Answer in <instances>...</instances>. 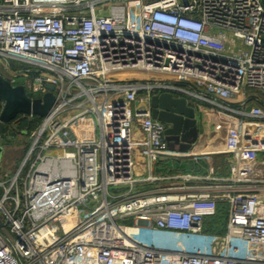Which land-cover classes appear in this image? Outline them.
Segmentation results:
<instances>
[{"label": "built area", "instance_id": "obj_1", "mask_svg": "<svg viewBox=\"0 0 264 264\" xmlns=\"http://www.w3.org/2000/svg\"><path fill=\"white\" fill-rule=\"evenodd\" d=\"M263 37L262 0H0L1 73L57 102L0 177V264H264V163L245 124L229 129V178L162 184L151 107L170 93L263 123L248 96L264 97ZM219 205L226 232L209 234Z\"/></svg>", "mask_w": 264, "mask_h": 264}, {"label": "crops", "instance_id": "obj_2", "mask_svg": "<svg viewBox=\"0 0 264 264\" xmlns=\"http://www.w3.org/2000/svg\"><path fill=\"white\" fill-rule=\"evenodd\" d=\"M187 99L190 105H194L198 109L200 137L188 152H180L178 146H174L168 149L170 155L159 157L152 167V174L158 177L171 178L169 181L161 182L162 184L174 185V183L183 182V177L185 176L229 178L231 174L229 172L230 164L236 161V156L234 153H228L225 150L226 133L230 127L238 126L241 123L245 124L242 127V132L247 138L255 139V143L259 147L257 150L250 151L248 157H252L255 163H259L255 159L254 153L264 154V122L258 123L256 120L238 116L191 97ZM242 99V96H238V100ZM233 106L238 107L237 104H233ZM210 109H212L213 114L210 113ZM223 115L227 118H232H229L228 125L222 121ZM216 118L220 121L218 122ZM136 173L139 176L141 175L140 177H146V167L139 165ZM138 185L145 187V190L155 186V184Z\"/></svg>", "mask_w": 264, "mask_h": 264}, {"label": "water", "instance_id": "obj_3", "mask_svg": "<svg viewBox=\"0 0 264 264\" xmlns=\"http://www.w3.org/2000/svg\"><path fill=\"white\" fill-rule=\"evenodd\" d=\"M264 5V0H262ZM264 40V37H263ZM43 96L29 94L26 85L13 86L0 72V123L9 124L19 115L44 118L56 106V98L51 93L54 86L48 85ZM152 117L165 123V137L168 147L178 146L180 152H188L197 143L199 135L198 109L190 105L186 97L170 93L154 94L151 98ZM3 147L0 146V159ZM1 163V160H0Z\"/></svg>", "mask_w": 264, "mask_h": 264}, {"label": "rangeland", "instance_id": "obj_4", "mask_svg": "<svg viewBox=\"0 0 264 264\" xmlns=\"http://www.w3.org/2000/svg\"><path fill=\"white\" fill-rule=\"evenodd\" d=\"M0 72H1V70H0ZM5 76L9 77L8 75H5ZM16 79H17V82L19 83V85L20 84L26 85L29 94H33L32 84H30V80H28L25 76L17 77ZM137 80H144V79L140 78ZM40 94L41 93H35L36 96H40ZM210 113L213 114L212 109H210ZM73 114L74 113H72V112L61 113L60 116L58 117V121L65 122V120L70 118ZM229 118L232 119L231 117H229ZM229 118H227L225 115H223L222 121H224L225 124L228 125ZM217 121H218V119H217ZM217 124L220 126L219 123H217ZM230 128H232V127H230ZM229 129H228V132L226 133V140L229 137V134H228ZM224 130H226V129H224ZM27 142L28 141H27V137L25 136V134L19 135L18 137H15V138H4V139L0 140V145L3 146V154H2L1 159H0L1 160V163H0V177L1 178H3V179L10 178L15 174L18 165L22 162V157H23L25 147L27 146ZM225 143H226V141H225ZM254 157L259 163H264V154L254 153ZM153 188H156V185ZM153 188H149V189H153ZM144 190H145V187H141L139 185L135 188V192L144 191ZM224 210L226 211L225 215H224L226 217V215H228L227 206H224ZM225 217L223 220H221V222H222L221 224L226 231L225 226H226L227 218L225 219ZM128 224H131V222L129 221ZM220 228H219V231H220Z\"/></svg>", "mask_w": 264, "mask_h": 264}, {"label": "trees", "instance_id": "obj_5", "mask_svg": "<svg viewBox=\"0 0 264 264\" xmlns=\"http://www.w3.org/2000/svg\"><path fill=\"white\" fill-rule=\"evenodd\" d=\"M33 95V94H31ZM248 96H251V98L254 99H259L258 104L259 106H262L264 108V101H260V98H257L255 96H259L262 99H264V97L260 96L257 92H255L254 90L249 89L248 90ZM252 105H254V102H250L249 104H247V107H251ZM2 107L3 105L0 104V113L2 111ZM41 119L42 118H38V117H33V118H29L28 116L25 115H19L13 123V125H16V129H14L12 127V125L10 124H6V123H0V140L4 139V138H15L19 135H23V134H30L32 133L37 127L38 125L41 123ZM224 206L225 205H219V214L216 217L210 218L206 220V224H205V231L209 234H219V235H223L225 234V229L222 226V222L221 220L224 219V215H225V210H224ZM227 214V213H226ZM228 215H226L225 219L227 218ZM222 229H221V228ZM220 228V231H219Z\"/></svg>", "mask_w": 264, "mask_h": 264}, {"label": "flooded vegetation", "instance_id": "obj_6", "mask_svg": "<svg viewBox=\"0 0 264 264\" xmlns=\"http://www.w3.org/2000/svg\"><path fill=\"white\" fill-rule=\"evenodd\" d=\"M2 109H3V107H2ZM15 121V120H14ZM14 121H11V122H14ZM9 123L10 125H12V127L14 128V129H16V125H13V123Z\"/></svg>", "mask_w": 264, "mask_h": 264}]
</instances>
